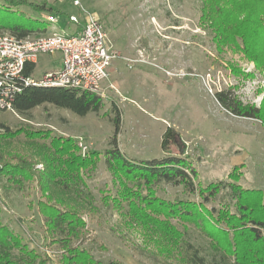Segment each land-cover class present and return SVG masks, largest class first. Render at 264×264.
I'll return each mask as SVG.
<instances>
[{
  "label": "rangeland",
  "instance_id": "1",
  "mask_svg": "<svg viewBox=\"0 0 264 264\" xmlns=\"http://www.w3.org/2000/svg\"><path fill=\"white\" fill-rule=\"evenodd\" d=\"M15 1H23L17 9L26 16L44 20L48 15L58 16L38 13L31 7L35 5L62 12L60 24L47 20V30L31 36L76 34V24L61 28L69 16H79L82 25L86 15H94L104 25L109 46L117 55L109 67L108 79L102 83V107L97 112L81 116L49 102L25 114L0 111V152H4L5 160L16 153L37 156L36 146L51 142V138L38 136L33 141L28 137V132L38 130L72 137L76 145L82 140L89 151L99 152L95 165L83 171L87 190L95 197V209L83 214L87 230L83 246L90 250L94 262L184 264L174 246L170 248L174 253L167 252L169 246L165 242L135 224L127 201L118 205L113 200L121 196L125 184L138 190L135 182L116 176L107 162L106 152L114 148V119L118 112L117 146L127 157L145 160L163 156V134L171 126L178 142L172 144L170 151L181 154L197 171V187L231 181L233 168L242 166L237 170V183L244 190H262L264 199V118L234 115L216 98V92L230 90L244 104L260 107L264 100V71L241 51L230 46L219 48L207 22L201 19V0ZM3 32L11 33L0 29ZM60 66L59 52L41 55L33 76L42 77L45 71ZM1 124L14 133L10 139L4 137L6 128ZM36 168L42 169L43 165L36 164ZM5 179L0 177V221L20 235L29 248L36 249L46 264H63L62 249L51 244L43 216L38 212L40 192L35 182L25 193L8 195ZM152 189L167 201H205L183 185L161 181ZM141 191L148 194L146 186ZM226 192L228 189L222 190L204 204L216 209L229 201L233 204L231 197L224 195ZM170 222L184 232L183 249L189 242L190 252L198 250L207 264L223 263L202 224L177 216L171 217ZM227 264H233V259Z\"/></svg>",
  "mask_w": 264,
  "mask_h": 264
},
{
  "label": "trees",
  "instance_id": "2",
  "mask_svg": "<svg viewBox=\"0 0 264 264\" xmlns=\"http://www.w3.org/2000/svg\"><path fill=\"white\" fill-rule=\"evenodd\" d=\"M20 4L23 1L0 0V21L4 22L0 23V29L9 30L20 38L45 32L48 21L23 15L17 9ZM31 7L38 13L62 14L55 9L39 8V5ZM201 8V19L207 22L219 48L230 46L241 51L264 71V0H201ZM34 69L35 64L28 63L25 75H32ZM232 70L238 72L235 67ZM216 98L222 107L234 115L264 118V100L260 107L244 104L230 90L216 92ZM46 102L69 108L81 116L91 111L97 112L102 107V98L95 93L67 87L28 85L16 95L14 109L25 114ZM114 121V148L106 152L109 168L119 178L135 182L138 190L130 189L125 184L121 196L114 197L113 200L118 205L123 200L128 202L129 214L135 224L165 242L169 246L165 249L167 252L174 253L170 249L174 246L175 253L184 264L207 262L198 250L190 252L187 248L191 246L189 242L182 248L184 232L170 222V218L175 216L194 221L197 225L202 224L211 239L212 247L221 254V264H227L230 258L233 259V264H264L263 193L260 189L244 190L237 183V170L242 166L233 168L229 174L231 181L220 180L206 187H197L194 180L197 171L181 154L170 151L172 144L178 142L177 132L173 127L169 126L163 134V156L135 160L127 157L117 146L119 112ZM1 126L6 128L4 137L10 139L14 133L5 125ZM27 135L33 141L39 136L51 138V142L36 146L37 158L34 155L16 153L5 160L4 152H0V177L6 178L3 184L6 193H25L35 182L40 192L36 203L38 212L43 216L51 244H57L62 249V263L104 264L94 262L90 250L83 246L87 234L83 214L95 209V197L87 190L83 171L95 165L99 152L89 151L85 156L77 154L79 147L74 138L52 136L49 130L31 131ZM39 163L43 165L42 169L36 168ZM161 181L183 185L190 193H199L205 201L197 203L192 200H164L152 189L154 184ZM142 186H146L148 194H142ZM226 189L228 192L224 195L230 196L233 204L229 201L218 209L208 208L204 204ZM31 203L34 205V202ZM161 215L164 218H160ZM46 263V259L36 249L29 248L20 235L0 221V264ZM108 264L118 263L112 261Z\"/></svg>",
  "mask_w": 264,
  "mask_h": 264
},
{
  "label": "built area",
  "instance_id": "3",
  "mask_svg": "<svg viewBox=\"0 0 264 264\" xmlns=\"http://www.w3.org/2000/svg\"><path fill=\"white\" fill-rule=\"evenodd\" d=\"M79 4V1H76ZM56 23L58 16H45ZM75 24L81 19L69 16ZM62 55V67L42 77L26 76V65L35 62L41 54ZM110 48L102 22L92 14L85 16L82 28L73 35L53 32L35 36L17 37L0 33V111H14L16 95L24 86L67 87L103 95L102 83L109 77V67L116 57ZM80 154L89 152L87 144L79 140Z\"/></svg>",
  "mask_w": 264,
  "mask_h": 264
},
{
  "label": "crops",
  "instance_id": "4",
  "mask_svg": "<svg viewBox=\"0 0 264 264\" xmlns=\"http://www.w3.org/2000/svg\"><path fill=\"white\" fill-rule=\"evenodd\" d=\"M62 16V14L61 15H58V17H59V20H58V22L56 23V24H60L61 23V17ZM70 23H72V22H70V20H69V18H68V20L66 21V24H65V27H61V25H59L62 29H64V28H67V27H69V24ZM50 24V23H49ZM72 24H75V23H72ZM77 26H75V31H79L81 28H82V25L81 24H76ZM77 28V29H76ZM41 55H44V54H41ZM41 55H39L38 57H37V59H36V61L35 62H33L34 64H35V68H36V65H37V61H38V59H39V57L41 56ZM61 55V54H60ZM62 67V55H61V66H60V68ZM60 68H58V69H55V70H52V71H56V70H59ZM35 70V69H34ZM47 72H50V71H45L44 72V74L45 73H47ZM33 75V74H32Z\"/></svg>",
  "mask_w": 264,
  "mask_h": 264
}]
</instances>
